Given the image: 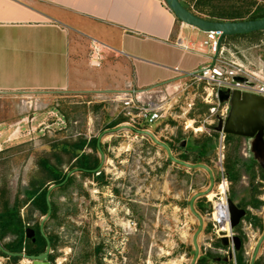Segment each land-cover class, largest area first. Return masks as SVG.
<instances>
[{
  "label": "rangeland",
  "instance_id": "374dc122",
  "mask_svg": "<svg viewBox=\"0 0 264 264\" xmlns=\"http://www.w3.org/2000/svg\"><path fill=\"white\" fill-rule=\"evenodd\" d=\"M184 32L197 47L206 38L201 30ZM223 45L229 49V60H237L238 56L246 61L248 57L258 66L264 64V32L226 37ZM172 83L174 86L168 91L163 88L160 101L170 109L149 125L136 107L135 95L126 91L1 94L0 210L3 202L20 205L26 227H34L45 217L33 208L26 190L41 182L43 188L55 183L44 170L42 160L47 159L68 173L75 167L76 158L65 146L80 138L101 136V149L87 146L84 150L104 160L99 172L74 170L67 187L57 186L51 192L56 212L45 221L44 231L54 237L55 245L48 257L52 264L192 263L200 220L191 208V200L201 192L211 193L212 179L214 186H218L223 172L226 173L228 156L235 154V141L230 144L226 138L224 145L220 142L214 128L218 120L212 115L218 102L205 101L203 83H194L188 77ZM207 119L215 124H205ZM116 120H123L116 126H128L111 130L116 126L109 125ZM191 121L203 130L189 127ZM138 130L153 133L179 160L206 165L213 176L206 168H189L175 162L161 144ZM207 140L214 146L201 153L199 148ZM228 180L229 191L233 192L235 182ZM204 199L207 200L200 196L194 202V209L204 218L198 234L197 263L206 256V264H228L234 261L225 260L231 245L221 244L206 213L197 209L198 200ZM236 230L239 236L244 235V256L250 263L263 239L255 263L264 264V232L246 218ZM13 239L12 234H7L0 239L1 245L5 248ZM30 242L31 239L27 245ZM23 253L28 254L26 250ZM0 264L32 261L24 255L16 260L0 255Z\"/></svg>",
  "mask_w": 264,
  "mask_h": 264
},
{
  "label": "crops",
  "instance_id": "0c3cea01",
  "mask_svg": "<svg viewBox=\"0 0 264 264\" xmlns=\"http://www.w3.org/2000/svg\"><path fill=\"white\" fill-rule=\"evenodd\" d=\"M179 21L164 0H0V96L173 82L208 61Z\"/></svg>",
  "mask_w": 264,
  "mask_h": 264
},
{
  "label": "built area",
  "instance_id": "2783aa9c",
  "mask_svg": "<svg viewBox=\"0 0 264 264\" xmlns=\"http://www.w3.org/2000/svg\"><path fill=\"white\" fill-rule=\"evenodd\" d=\"M206 34L207 38L199 47L193 43L184 44L182 38L177 39L176 43L188 51L206 52L208 61L200 69L192 72H184L179 67L176 68V71L180 73L179 78L188 77L192 78L194 83L204 84L205 101L210 103L215 100L218 102L217 108L214 107L216 112L212 115H215L219 121V117L226 118L228 116L231 107L229 101L222 102L220 100V90H239L264 97V64L258 66L245 56L246 61H243L238 56L236 57L237 60H229L226 55L229 53L228 47L223 45V42L221 44L219 42L220 33L206 32ZM236 77H242L244 79L236 80ZM172 86H174L173 83L169 82L156 84L147 89H133L126 92L135 95L136 107L140 110L143 119L149 125L156 122L160 117H164L170 109V106L166 109L160 101L163 100V88L168 91ZM159 96H162L161 99ZM206 122L215 124L214 120L209 121L207 119L205 124ZM218 133L220 142L224 145L227 134L223 131ZM211 193L213 194L212 198H210ZM211 193L203 195V197L207 198L206 203H209V209L205 216L211 224L213 234L218 239H221V237L230 239L231 254L233 255L234 261H236V249L233 242V237L236 235V232L231 227V214L228 206V197L230 194L229 180L225 172L222 174L220 183L218 186L212 188Z\"/></svg>",
  "mask_w": 264,
  "mask_h": 264
},
{
  "label": "water",
  "instance_id": "95a60500",
  "mask_svg": "<svg viewBox=\"0 0 264 264\" xmlns=\"http://www.w3.org/2000/svg\"><path fill=\"white\" fill-rule=\"evenodd\" d=\"M164 2L175 14L178 20L182 21L183 23L198 28L199 30L204 32L220 33V39H219L220 44L223 42V39H225L226 37H231L235 35H245V34L264 31V18L240 20V21H231V20L217 21L198 15L197 13L193 12L188 7H186L181 0H164ZM243 79L244 78L242 77H236V80H243ZM219 96L222 102L229 101L231 107L229 114L226 118L219 117L218 124L215 126L216 131L218 132L223 131L227 135L234 134V135H244L247 137H254L256 135L263 136L264 133V97L263 96L254 93L241 92L239 90H220ZM127 126L128 125L125 124L119 125L112 128L111 130H119ZM138 131L150 135L156 142L161 144L168 151L170 158L175 162H178L189 168H196V167L206 168L213 176L211 169L204 164H193L187 161L179 160L178 158L174 157L170 147L167 144L159 141L156 138V136L150 131L148 130H138ZM98 145L99 147L101 146V136L98 137ZM103 162L104 160L102 159L97 170H99L102 167ZM73 172L74 170L68 172L63 182L59 184L52 183L47 190L46 197L49 207H48V212L43 218L40 225L42 234L47 238L46 250L39 254H26L23 252L14 253L6 250L1 245L0 242V248L4 252L10 255H18V256L24 255L32 261V264H52L51 261L48 260L51 251V241L49 240L47 234L44 231V223L47 219L50 218L53 211L50 195L52 190L57 186L64 184L67 181V179L72 175ZM214 184L215 182L212 179V186L210 187L209 191L212 190ZM206 193L207 192H201L195 195L191 200V208L200 220L199 230L194 237L195 256L191 264H196L199 258L200 250L198 245V234L202 231L204 226V218L194 209V202L197 198L205 195ZM228 206L231 214V227L232 229H235L239 225H241L245 216L247 215V211L241 207V204L239 202L235 201L230 196L228 197ZM35 235H36L35 229L31 226H28L26 228V237L35 241L36 240ZM220 241L224 247H229L230 245L229 238L221 237ZM262 241L263 239H260L256 252L252 257L251 264H255L257 252ZM233 242L236 251L240 250L243 245V241L238 234L234 235ZM232 258L233 255L230 253L228 257L225 258V260H229V259L231 260Z\"/></svg>",
  "mask_w": 264,
  "mask_h": 264
},
{
  "label": "trees",
  "instance_id": "16d2710c",
  "mask_svg": "<svg viewBox=\"0 0 264 264\" xmlns=\"http://www.w3.org/2000/svg\"><path fill=\"white\" fill-rule=\"evenodd\" d=\"M186 7H188L193 12L197 13L200 16H203L208 19L217 20V21H240V20H251L264 18V0H181ZM264 32V31H263ZM230 38V37H229ZM123 121V120H122ZM122 121L116 120L110 123L109 127H113L121 123ZM217 133V132H216ZM219 134V133H218ZM231 137L227 135V138ZM87 146H91L95 150L101 149V146L98 145V137L92 138L90 140L86 138H80L78 141L65 146L67 152L71 153L73 157L76 158L74 166H80L87 170V174L98 173L101 160L99 156H96L93 153L84 151ZM210 146H214L213 142L208 140L199 148L201 153H205L206 149ZM68 147V148H67ZM42 166L44 170L52 177V180L55 183L59 184L63 182L67 176V173H64L56 165H53L49 160H42ZM226 174L228 178L234 182L236 179V171L234 166V156H228L226 162ZM101 178V176H98ZM73 178L70 176L67 181L58 186V187H67ZM47 190L48 188H43V182L39 186L33 185V187L26 190V195L29 201L33 204V208L39 210L43 215H46L48 212V201H47ZM230 196V194H229ZM234 199V190L231 191V196ZM53 212L51 216L55 215L56 206L52 203ZM197 209L205 214L209 207H207L206 200H198ZM249 221L259 220L257 216L248 217ZM261 224V222H260ZM41 223L35 224L34 228L36 229V241L31 242L27 245L29 239L26 237V224L20 213V205H9L7 202L2 203L0 210V239H3L7 234H12L14 239L5 245V248L11 252L18 253L27 251L28 254H37L44 252L47 247V238L42 234ZM262 225V224H261ZM236 234L238 230L235 228ZM242 241L244 235L240 236ZM51 241V246L55 245L54 237L48 236ZM0 255L11 256L14 260L18 259V255H8L0 248ZM209 260L208 257H201L197 264H206ZM228 264H251L247 261L244 256L243 246L240 250L236 251V261H230ZM255 264H260L258 261Z\"/></svg>",
  "mask_w": 264,
  "mask_h": 264
},
{
  "label": "flooded vegetation",
  "instance_id": "af4514ba",
  "mask_svg": "<svg viewBox=\"0 0 264 264\" xmlns=\"http://www.w3.org/2000/svg\"><path fill=\"white\" fill-rule=\"evenodd\" d=\"M230 136L227 141L230 144L231 141H235L234 166L236 179L234 181V200L239 202L241 207L247 211L246 219L253 216L261 219L262 225L259 220L254 219L250 222L254 228L264 232V133L263 136L256 135L254 137L234 134H230ZM72 170L85 172L93 169L75 166ZM35 241L32 240V242Z\"/></svg>",
  "mask_w": 264,
  "mask_h": 264
},
{
  "label": "bare ground",
  "instance_id": "6f19581e",
  "mask_svg": "<svg viewBox=\"0 0 264 264\" xmlns=\"http://www.w3.org/2000/svg\"><path fill=\"white\" fill-rule=\"evenodd\" d=\"M189 124H190V125H189V127L196 128V130H197V131H202V130H203L201 127H199V128H197V127H194V125H193V122H192V121H191ZM212 197H213V194L211 193V198H212Z\"/></svg>",
  "mask_w": 264,
  "mask_h": 264
}]
</instances>
